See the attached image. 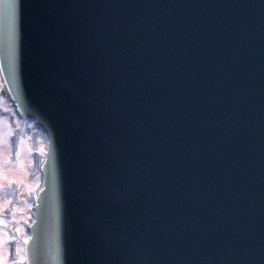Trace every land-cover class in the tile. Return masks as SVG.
<instances>
[{"label":"water","instance_id":"1","mask_svg":"<svg viewBox=\"0 0 264 264\" xmlns=\"http://www.w3.org/2000/svg\"><path fill=\"white\" fill-rule=\"evenodd\" d=\"M0 62L48 133L28 264H264V0H0Z\"/></svg>","mask_w":264,"mask_h":264},{"label":"rangeland","instance_id":"2","mask_svg":"<svg viewBox=\"0 0 264 264\" xmlns=\"http://www.w3.org/2000/svg\"><path fill=\"white\" fill-rule=\"evenodd\" d=\"M13 114L0 86V264H13L9 254L14 243L19 249L17 264H23L21 248L28 237L31 198L40 185L35 159L42 157L45 143L30 120L17 119Z\"/></svg>","mask_w":264,"mask_h":264},{"label":"bare ground","instance_id":"3","mask_svg":"<svg viewBox=\"0 0 264 264\" xmlns=\"http://www.w3.org/2000/svg\"><path fill=\"white\" fill-rule=\"evenodd\" d=\"M1 87L3 88V90H5V84L2 83V81H0Z\"/></svg>","mask_w":264,"mask_h":264},{"label":"snow or ice","instance_id":"4","mask_svg":"<svg viewBox=\"0 0 264 264\" xmlns=\"http://www.w3.org/2000/svg\"><path fill=\"white\" fill-rule=\"evenodd\" d=\"M9 7H13L12 5H9Z\"/></svg>","mask_w":264,"mask_h":264}]
</instances>
